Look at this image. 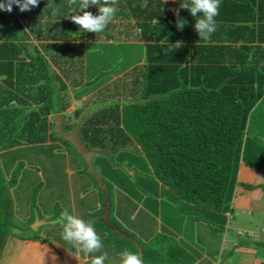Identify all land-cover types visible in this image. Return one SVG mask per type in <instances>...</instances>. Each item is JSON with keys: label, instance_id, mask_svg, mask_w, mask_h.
<instances>
[{"label": "trees", "instance_id": "obj_1", "mask_svg": "<svg viewBox=\"0 0 264 264\" xmlns=\"http://www.w3.org/2000/svg\"><path fill=\"white\" fill-rule=\"evenodd\" d=\"M176 1L179 17L172 16L162 0H115L117 13L97 34L79 31L71 20V12L77 10L80 0H54L60 8L57 17L47 14L48 0H41L30 12L20 13L13 6L11 13H0V256L6 236L30 229L35 217L45 223L32 236L23 238L33 243L56 242L65 252L76 250L62 239V229L55 224L61 211L68 209L91 221L101 237V250L80 253L90 261L94 255H106L105 264H120L121 253L128 250L139 256L140 248L141 264H193L194 253L162 229L156 233L162 232L158 245L150 244L156 230L152 226L160 224L151 215L172 211L183 215L173 219L178 226L180 221L184 225L186 218L221 231L226 224L225 214L231 211L240 163L264 174V0H221L215 18L217 30L210 37V41L222 42L230 36L234 40L248 36V41L263 44L204 45L197 60L191 58L188 44H184L185 35L193 39L197 36L196 18L187 9H180L183 0ZM86 11L96 14L98 6L90 5ZM178 20L186 21L182 29L176 26ZM84 38L93 41L87 49L83 47ZM100 40L144 41L145 45H125L129 61L123 65L117 59L123 49H115L120 53L113 56ZM177 40L183 41L182 46L172 50L169 45ZM192 49L196 50L195 46ZM216 49L235 50L241 55L238 66L223 64L218 56L216 59ZM210 53L215 56L213 60ZM142 55L143 63L125 73L123 80H129L122 82L120 94V80L112 81V85L109 80L140 61ZM109 64L115 68L109 69ZM119 64L123 67L117 71ZM89 69L91 81L86 77ZM68 85L90 86L82 97L92 92L79 108L66 114L62 129L69 132L80 120L78 136L82 143L88 149L108 151L94 156L96 164L94 158L92 161L101 186L75 149L53 132L48 118L69 106L65 92ZM101 93H110L104 97L111 100L110 104L81 113ZM55 94L60 109L54 108ZM55 145L65 148L68 156L72 154L71 196L61 199L63 205L54 200L45 210L43 203L38 207L36 199L41 182L25 187L33 176L22 171L23 161L14 164L13 153L22 148ZM119 151L132 153L133 162L121 156L115 161ZM8 153L12 155L6 162ZM139 153L146 158V177L139 171ZM103 159L112 170L124 171L129 180L138 176L137 188L156 198L145 200L147 210L140 219L124 213L136 211L134 203L127 204V200L131 202L128 197L112 202L113 183L131 184L120 175L114 179L109 173L107 178L97 171V162ZM141 178L148 179L147 184ZM163 200L167 202L162 204ZM105 210L108 226L94 219ZM138 221L144 230L135 226ZM110 227L129 234L139 246L127 235H114Z\"/></svg>", "mask_w": 264, "mask_h": 264}, {"label": "rangeland", "instance_id": "obj_2", "mask_svg": "<svg viewBox=\"0 0 264 264\" xmlns=\"http://www.w3.org/2000/svg\"><path fill=\"white\" fill-rule=\"evenodd\" d=\"M126 51L127 50H124V49L122 51L124 53V56L121 57V60H122L121 63L123 65H125V63L129 61V58H128L129 54H127ZM115 52L111 51V53L114 54L113 56H117L120 53L118 51H115ZM132 56L135 57V55H132ZM110 60H116V59L111 58ZM107 67L109 69H111V67L115 68V66L113 65L111 66V64H109ZM116 67H117L116 70L119 71L121 67L123 66L119 64ZM90 71L91 69H89L86 77H88V79L91 81L92 78H90V73H91ZM117 84L120 87L118 90L120 91V94H121L122 93L121 91L122 82L118 81ZM111 85H112V82H111ZM89 89H90V86L89 87L87 86L78 87V88H73L71 90L69 89L67 93L68 94L70 93V95H73V97H77L80 99L83 96V94H85V92ZM113 91L114 90L110 91V93ZM110 93H101L100 95H98V97L101 96L100 98L97 97L98 99L94 98L91 101L89 100L90 102L86 105V107L82 110L81 113H84L85 110L87 111L97 110L105 105L110 104L111 100L104 98V97L109 96ZM53 99H54L53 100L54 108L60 109L61 102L57 94L54 95ZM75 105H77L76 108H79L78 104H75ZM72 107L73 106L70 105L68 109L72 110L71 109ZM56 146L57 145L53 147L39 146V147L33 148L32 150L29 148L28 149L22 148L18 152L13 153L14 164L17 161H21V162L23 161L22 171L27 172V174H32L33 176V178L30 179V182L26 183L27 186L25 187H27L28 189L30 188V186L34 185V182L35 183L41 182V186L39 188V192L36 196V199H37V203H39L38 207L40 206V203L41 204L43 203L42 207L45 208V210H49L51 208L52 204L54 203V200L58 202L60 201L59 205L61 204L63 205V203L61 202V199L66 200V196H69V195L71 196V185L70 184H71V179L74 176L71 173L72 168H74L73 164L71 163L72 154L68 156V152L66 151L65 148H62V147L57 148ZM11 155L12 153H8L6 155V158H7L6 162L10 161L9 157ZM120 156L122 157V159H126L129 161L133 155L132 153L127 152V151H119V153L116 156H114V160L116 161ZM138 159L141 162V166L139 167L140 174L146 177L149 173L148 165L146 164V158L143 154L139 153ZM95 160L96 159L94 158V163L96 164ZM101 162L102 163H100V161L97 162L102 165V166L100 165V167H99V164L96 165L97 168L99 169V170L97 169V171H100L101 173H103L105 177L108 178L109 173L114 177V179H117L119 175L121 176V178L125 177L123 174L124 171L119 170V169L112 170L111 165L108 164V162H105L104 159ZM131 162H133V160ZM136 172L139 173L137 170L135 171V173ZM134 175H135L134 173H131V176H134ZM141 175L139 176L142 177ZM125 178L126 180L130 182L131 184L130 187L127 182L124 183L125 184L124 186H122L123 184L121 186H115L113 183L112 184L113 187L111 189L112 202L113 201L116 202L117 199H120L123 197H128L131 200V202L127 200V204L130 205L131 203H134L136 205V211L134 213L133 212L127 213L124 211V213L129 215L132 219H140L144 215L143 211L147 210L145 209L146 207V204L144 203L145 200H150V198H153V199H156V198L154 196H150V194H148L147 192L140 191L137 188L138 187L137 182L140 181V179H138L139 178L138 176L130 180L127 179V177ZM141 179H143L142 181H144V183L147 184L146 182L148 181V179L146 178H141ZM163 201L165 202H162V204H165L167 202L166 200H163ZM43 208H41V211L43 210ZM180 216L183 217L182 214L178 216L176 212H172V211L168 213L165 212L164 215L163 213L162 214L157 213L156 216L152 214L151 218L155 217L156 218L155 221L157 220L160 224H157L156 222V225L152 226L156 230H154V233H152L150 244H154L155 246L158 245L156 241L159 237H161L162 232H159L160 234L158 235L156 233H158L157 231L161 229L164 230L163 232L167 234L168 236H173L175 239L179 240L180 239V237H178L179 231L178 229H174L175 227L176 228L178 227L177 225L178 223H176L175 220L173 221V219H177V217L182 218ZM254 220H256V217L254 218ZM241 221L244 224L246 222V219L243 218ZM261 221H262V217H260L258 222H254L256 223L253 226V228H255L256 230L255 233H260V230L262 228ZM229 222L231 224L233 220L231 221V219L228 217L227 224ZM106 223L108 224L109 220ZM41 226L42 224L41 225L39 224L37 225V228ZM135 226L142 228L144 230V228L139 224V221L138 223H135ZM37 228H33L31 224L30 229L24 228L21 232L16 231L15 235L6 236L5 245L3 246V249L1 251L2 254L0 256V264H89L90 263V259L86 257H85L86 260H83L82 262L80 260H76L75 255H71V253L65 252L64 250L57 247L56 242L50 243L49 241L47 242L38 241L37 243H33L32 241H28L26 238H23L25 236L26 237L32 236V234H34V231H36ZM252 229H249V230H252ZM229 232L231 233V231ZM236 232H238L237 236H239L240 238L242 236L248 237V235H243V233L247 232L246 228L240 227L239 230H237ZM201 233H203V231ZM17 235H21V236L17 237ZM81 258H83V256H81Z\"/></svg>", "mask_w": 264, "mask_h": 264}, {"label": "crops", "instance_id": "obj_3", "mask_svg": "<svg viewBox=\"0 0 264 264\" xmlns=\"http://www.w3.org/2000/svg\"><path fill=\"white\" fill-rule=\"evenodd\" d=\"M172 16H176L177 11V1L176 0H162ZM194 30L192 29L190 32L192 34ZM195 33V32H194ZM188 36V39L185 37ZM226 36H222L220 38H225ZM248 37V36H247ZM246 36H242L237 40H234L230 36V40H223L222 42L217 41H209L204 42L200 40V37L196 36L195 39L192 38L191 35H185L184 36V44H188V49L191 51L189 55H191V58L194 56V58L200 57L199 55V49L201 46H232L237 47L241 45H258L263 44L259 43L258 41H248ZM229 38V36H228ZM38 44V41H34ZM84 43V49H87V44L93 43L91 40H87L84 38L82 41ZM99 42L106 44L108 51H116L125 49V45L128 44H139V45H145L144 41H104L100 40ZM183 42V41H181ZM113 44H120L118 46H112ZM195 46L196 50H193L192 47ZM120 47V48H118ZM123 47V48H122ZM116 49V50H115ZM142 51V54L144 55V50ZM223 53V54H222ZM123 53L121 52V55L117 56L118 61L121 60ZM143 55L140 61H136L132 65H129L126 69H123L120 71L117 75L113 76L109 82L115 80H120L121 82H126L129 80H123L125 76V73L130 71L131 69L135 68L136 66H139L143 63ZM221 59L223 64H227L228 66L234 64L238 66L239 57L241 55H238L232 50H226V51H220L219 49H216V57L212 56L210 53V59L213 60V57L216 59ZM250 58V57H249ZM237 61V62H236ZM73 89V87L67 86L66 94L69 98L70 105L73 107L72 110H69V106L65 109V111H60L63 114H68L72 112L78 104L81 106V101L86 100L90 96H92V92L86 94L81 99H76L73 97V95L68 94V90ZM54 114V113H53ZM49 120L52 123L51 114L48 115ZM250 185V186H248ZM264 174L260 173L256 169L250 167L246 163H240L237 173V184L234 188V195L231 201V211H228L225 216L233 220V222L230 224V222L227 224L226 219V225L221 231H215L210 230L206 224L194 222L193 220H186L184 218V225L183 221H180V226L177 228H182L184 226V230L182 228L179 231L178 237H180L179 240L184 241V249L188 252H193L194 255L192 256L193 264H264V236L262 235L261 230L264 228ZM108 210L103 211L98 217L94 218L99 221H103L105 225H109L107 218ZM256 217V220L254 218ZM260 217H262V228L260 230V233H255L256 230L253 228V226L256 224L254 222H258ZM245 218L246 222L243 224L242 219ZM192 222V223H191ZM253 228H251V227ZM246 228L247 232L243 233L241 238L237 236L239 228ZM114 235H120L121 237H124L127 235L128 238H130L134 244H136L135 240L132 239V237L129 234H121L118 230H116L113 227H110ZM252 229V230H249ZM203 231V233H201ZM231 231V233L229 232ZM236 237H235V235ZM257 234V235H256ZM240 235V234H239ZM241 236V235H240ZM139 246V245H138ZM60 249H63L62 247ZM138 252H141L139 250ZM72 252L71 255L76 256V260H80L81 262L83 260H86L85 257L81 258L80 253H78L76 250L68 251ZM90 264V263H89Z\"/></svg>", "mask_w": 264, "mask_h": 264}, {"label": "clouds", "instance_id": "obj_4", "mask_svg": "<svg viewBox=\"0 0 264 264\" xmlns=\"http://www.w3.org/2000/svg\"><path fill=\"white\" fill-rule=\"evenodd\" d=\"M40 3L41 0H0V13H11L13 6L20 13L30 12L32 9L37 8ZM73 3H75V0H73ZM220 3L221 0H183L180 3V9H187L190 15L196 18L194 28L200 40L204 42H208L211 35L217 30L215 18L219 14ZM90 5L98 6L96 14L86 11ZM114 5L115 0H102V2L101 0H80L77 6V10H80L79 14H76L77 10H74L71 12L73 15L70 18L79 26V31L101 33L118 11ZM47 14L50 17L60 15V8L54 0H48ZM176 15L179 17V10L176 11ZM185 24L186 21L178 20L176 26L178 29H182ZM169 46H173L172 50H174L180 48L182 43L177 40ZM63 115L66 118V114ZM55 224L62 229V239L73 246L78 253L93 254L104 247L101 237L97 234L92 222L70 213L68 209L61 211L55 220ZM262 235L264 236V229ZM106 259V255H94L91 257L90 264H105ZM120 264H141V260L137 253L125 250L121 253Z\"/></svg>", "mask_w": 264, "mask_h": 264}, {"label": "water", "instance_id": "obj_5", "mask_svg": "<svg viewBox=\"0 0 264 264\" xmlns=\"http://www.w3.org/2000/svg\"><path fill=\"white\" fill-rule=\"evenodd\" d=\"M51 119H52V130H53V132L56 133L57 135H59L65 141H67L75 149V152L82 158L87 171L90 172V174L95 179L96 184L98 186H101L102 185L101 179L98 176V173L96 172V170L92 164V161H93V158L95 155H99V154L106 155L108 151L104 150L103 152H100L97 149H88L86 147V145H84L82 143V141L80 140V138L78 136L79 125L81 123L80 120L75 124L74 128L70 132H65L62 129L63 123L66 119L65 116L63 115V113L53 114L51 116ZM125 149H130V148L125 147ZM102 190L105 192V191H107V188L104 186V187H102ZM44 223H45L44 221H42V220L40 221L37 217H35V219L32 223V227L37 228V225H39V224L41 225ZM139 257H141L140 252H139Z\"/></svg>", "mask_w": 264, "mask_h": 264}, {"label": "flooded vegetation", "instance_id": "obj_6", "mask_svg": "<svg viewBox=\"0 0 264 264\" xmlns=\"http://www.w3.org/2000/svg\"><path fill=\"white\" fill-rule=\"evenodd\" d=\"M70 132V131H69Z\"/></svg>", "mask_w": 264, "mask_h": 264}]
</instances>
